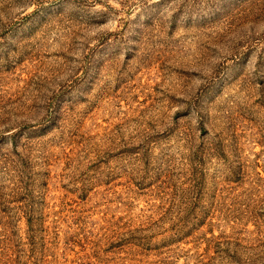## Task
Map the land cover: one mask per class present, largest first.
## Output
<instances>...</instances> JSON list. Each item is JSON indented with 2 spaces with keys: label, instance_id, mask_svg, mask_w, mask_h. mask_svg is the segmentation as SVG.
Returning a JSON list of instances; mask_svg holds the SVG:
<instances>
[{
  "label": "rangeland",
  "instance_id": "rangeland-1",
  "mask_svg": "<svg viewBox=\"0 0 264 264\" xmlns=\"http://www.w3.org/2000/svg\"><path fill=\"white\" fill-rule=\"evenodd\" d=\"M0 264H264V0H0Z\"/></svg>",
  "mask_w": 264,
  "mask_h": 264
}]
</instances>
